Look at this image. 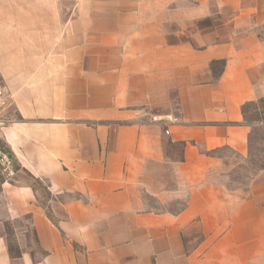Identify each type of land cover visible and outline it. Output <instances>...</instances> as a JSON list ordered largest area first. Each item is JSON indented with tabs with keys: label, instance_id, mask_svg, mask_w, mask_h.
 I'll use <instances>...</instances> for the list:
<instances>
[{
	"label": "crops",
	"instance_id": "crops-1",
	"mask_svg": "<svg viewBox=\"0 0 264 264\" xmlns=\"http://www.w3.org/2000/svg\"><path fill=\"white\" fill-rule=\"evenodd\" d=\"M179 3L0 0V142L48 195L0 183V264H264V168L206 178L248 154L264 0Z\"/></svg>",
	"mask_w": 264,
	"mask_h": 264
},
{
	"label": "rangeland",
	"instance_id": "rangeland-1",
	"mask_svg": "<svg viewBox=\"0 0 264 264\" xmlns=\"http://www.w3.org/2000/svg\"><path fill=\"white\" fill-rule=\"evenodd\" d=\"M74 3L75 0H66V16L72 11L67 9H70ZM179 5L188 6L189 0H180ZM199 21L206 20L202 19ZM202 24H204V22L200 23V25ZM166 29L167 31H171L174 27L167 26ZM171 40H175V38L173 37ZM214 68L218 71L221 68V64H215ZM0 86H2L1 82ZM244 121L251 128L248 142V154L246 157L244 159H238L227 149H221L210 153V156L222 159L224 162L219 169L209 170L206 174V178L210 179L212 183L220 185L228 192L237 193L241 195V197H245L249 191L251 182L258 175L260 170L264 168V95L256 102L247 104L244 107ZM5 151L4 145L0 142V183L2 181H9L12 183L26 182L39 190L40 197L43 199L42 201L45 202L48 195L43 185L32 180L27 174L20 171L16 164L8 159L5 155ZM165 173L167 174L166 178L172 184L169 171ZM69 198L72 197L66 196V200ZM183 204L184 199L175 201L165 208L176 211L179 210ZM247 222H249V219H247ZM8 230H10V227H8ZM205 238V236L193 232L188 242L189 245L194 246L196 243L205 240ZM12 251L13 254L16 253L13 246Z\"/></svg>",
	"mask_w": 264,
	"mask_h": 264
},
{
	"label": "built area",
	"instance_id": "built-area-1",
	"mask_svg": "<svg viewBox=\"0 0 264 264\" xmlns=\"http://www.w3.org/2000/svg\"><path fill=\"white\" fill-rule=\"evenodd\" d=\"M6 91L0 86V132L6 124L5 119Z\"/></svg>",
	"mask_w": 264,
	"mask_h": 264
},
{
	"label": "trees",
	"instance_id": "trees-1",
	"mask_svg": "<svg viewBox=\"0 0 264 264\" xmlns=\"http://www.w3.org/2000/svg\"><path fill=\"white\" fill-rule=\"evenodd\" d=\"M245 122V121H244ZM248 125V124H247ZM249 126V125H248ZM6 154H8V152L5 151Z\"/></svg>",
	"mask_w": 264,
	"mask_h": 264
}]
</instances>
